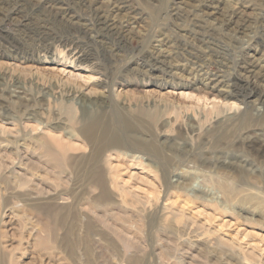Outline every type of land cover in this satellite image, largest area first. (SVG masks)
<instances>
[{
    "label": "rangeland",
    "instance_id": "obj_1",
    "mask_svg": "<svg viewBox=\"0 0 264 264\" xmlns=\"http://www.w3.org/2000/svg\"><path fill=\"white\" fill-rule=\"evenodd\" d=\"M253 59L264 0H0V264H264Z\"/></svg>",
    "mask_w": 264,
    "mask_h": 264
},
{
    "label": "bare ground",
    "instance_id": "obj_2",
    "mask_svg": "<svg viewBox=\"0 0 264 264\" xmlns=\"http://www.w3.org/2000/svg\"><path fill=\"white\" fill-rule=\"evenodd\" d=\"M101 16V15H100ZM105 18V17H104ZM100 20V19H99ZM104 20V19H103ZM130 21V20H129ZM101 22V21H100ZM108 25V24H106ZM111 26H107L106 28L107 29H111L110 28ZM113 32V30H112ZM247 60V59H246ZM258 60V59H257ZM260 62V61H259ZM259 62H257L256 60H248L246 66L244 67V71L247 75H249L250 78H252L253 80H255V88H253V90H256L258 89L257 87V82L261 83L259 81V79H263V82H264V68L259 64ZM244 65V64H242ZM245 75V74H244ZM246 76V75H245ZM247 77V76H246ZM249 78V79H250ZM254 82V81H253ZM215 85V84H214ZM250 84L248 83V86ZM242 86V85H241ZM247 87V86H246ZM253 87V86H251ZM262 87V86H261ZM259 91V90H258ZM246 92V91H245ZM261 96L263 97L264 96V91H261Z\"/></svg>",
    "mask_w": 264,
    "mask_h": 264
}]
</instances>
